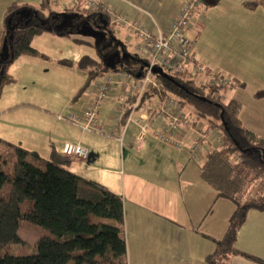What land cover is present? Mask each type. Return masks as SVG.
Here are the masks:
<instances>
[{
  "label": "crops",
  "instance_id": "obj_1",
  "mask_svg": "<svg viewBox=\"0 0 264 264\" xmlns=\"http://www.w3.org/2000/svg\"><path fill=\"white\" fill-rule=\"evenodd\" d=\"M13 1L32 5L40 2L0 0V38L3 12ZM96 1L129 15L135 22L149 23L153 31H164L185 0ZM249 1L253 0H218L214 6L192 17L186 36L195 43L193 61L209 70V75L218 73L243 82L250 73L260 77L261 82H252L247 91L226 88L222 95L224 100L233 98L240 102L239 118L243 125L264 137V96L254 97L257 89H264V7L248 8L245 3ZM128 30L137 35L130 27ZM189 32L193 34L188 36ZM60 40L61 36L50 32L35 35L31 45L48 58L20 55L10 65L9 72L16 80L5 85L0 95V138L35 150L45 159L53 150L61 152L66 140L88 146L90 157L86 161L70 158L68 166L74 173L104 185L122 198L127 264H207L205 257L214 249L210 237L219 238L223 234L234 205L216 196V191L202 179L201 159L190 160L175 147L147 133L141 135L140 126L127 121L128 110L118 106L128 97L118 81L111 83L108 99L96 100L95 82L106 76H118L122 71L107 72L103 74L104 78H95L75 102L71 98L86 77H76L73 83L74 77L65 81L67 94L56 107L57 116L54 110L51 115L56 118V123L45 115V111H51L35 102L38 93L34 98V92L26 90L29 86L38 92L48 89L38 80L39 70L43 71L40 65L51 60L49 53L55 45L59 46ZM138 47L134 54L147 59V51L142 52ZM92 56L96 57L95 54ZM56 58L59 57L53 59ZM198 74L199 81L208 78L205 73ZM32 75L36 78L29 80ZM152 91L143 95L134 116L148 114L151 107L160 104L163 98ZM93 103L97 109V129L83 130L60 117L69 111H86ZM188 111L187 108L184 112L187 114ZM163 122L162 117L153 116L147 131L151 127H160ZM184 129V133L174 134L173 138L189 146L194 135L187 126ZM6 142H0V153L8 152L12 157V148ZM202 144L204 155L210 146L204 141ZM235 246L264 259V211L252 209L247 212L237 232ZM228 264L260 263L234 254Z\"/></svg>",
  "mask_w": 264,
  "mask_h": 264
},
{
  "label": "trees",
  "instance_id": "obj_2",
  "mask_svg": "<svg viewBox=\"0 0 264 264\" xmlns=\"http://www.w3.org/2000/svg\"><path fill=\"white\" fill-rule=\"evenodd\" d=\"M192 16L214 6L218 0H197ZM248 8L264 7V0L245 3ZM80 15L75 26L72 15ZM89 18L101 20L107 35L98 43L74 37L78 43L91 44L98 59L83 55L77 67L85 73V82L71 98L75 102L89 82L109 70L108 57L120 53L117 66L111 71H126L138 76L146 59L126 52L116 36L121 24L112 23L103 7L88 8L82 2L59 8L53 0H40L37 5L13 1L2 17L0 38V95L5 85L15 82L10 65L20 55L48 58L31 45L35 35L50 32L70 37L80 33ZM68 22L65 24V22ZM126 26V25H122ZM72 65L66 58L57 60ZM209 70L205 76H209ZM218 74V73H217ZM198 73H173L156 68L159 81L155 93L160 98H176L189 111L187 115L200 122L202 141L213 132L221 134V145L207 148L199 163L202 179L216 196L233 203L227 226L219 238H212L214 249L207 264H228L234 254L264 264V259L240 251L235 246L237 232L249 210L264 211V137L248 130L239 118L240 102L224 100L222 90L243 87L245 82L231 79L229 85L208 84L198 80ZM264 96L259 88L254 97ZM0 142H6L0 138ZM12 148V163L8 166L0 153V264H127L122 198L104 185L78 175L69 169V160L61 152L52 151L49 158L37 151L6 142ZM43 165V166H42ZM7 190L4 191V187ZM20 219L28 220L45 231L36 242V252L15 255L8 245L21 242L18 235Z\"/></svg>",
  "mask_w": 264,
  "mask_h": 264
},
{
  "label": "built area",
  "instance_id": "obj_3",
  "mask_svg": "<svg viewBox=\"0 0 264 264\" xmlns=\"http://www.w3.org/2000/svg\"><path fill=\"white\" fill-rule=\"evenodd\" d=\"M197 0H185L177 13L172 19L168 29L152 30V26L145 21H133L129 15L118 12L114 7L100 3L96 0H72L71 4L82 2L88 8L96 9L100 6L106 11L110 22L130 27L137 33L142 40V46L139 49L147 51V59L144 69L138 76L123 71L118 76H106L102 81H96L94 91L96 100L102 101L110 97V85L118 81L125 89L124 95L128 97L126 102L120 103L119 108L127 109V121H133L140 126V133L151 135L161 142L173 146L182 152L190 160L202 159L204 146L202 134L200 131L201 123L196 122L193 117H189L182 109L181 103L173 97L164 98L160 104L149 109L148 114L134 116L143 95L148 90L159 89L160 83L154 78L156 68L173 73H204L206 70L200 64L193 61L194 40L186 36V31L191 27L192 11L196 7ZM59 0H53L54 5L58 7ZM208 84L226 86L231 79L217 74L210 73L206 78ZM203 80L199 81L202 82ZM152 91V92H153ZM160 116L164 119L163 124L159 127H151L147 131V125L150 124L153 116ZM61 118L77 124L83 130L97 129V109L93 103L86 111L77 112L69 111ZM184 126L191 129L194 141L189 146H184L177 142L174 134L184 133ZM204 142L211 148L221 145V134L213 132L204 136ZM91 149L78 141L66 140L61 147V154L66 157L75 158L80 161H86L90 157Z\"/></svg>",
  "mask_w": 264,
  "mask_h": 264
},
{
  "label": "rangeland",
  "instance_id": "obj_4",
  "mask_svg": "<svg viewBox=\"0 0 264 264\" xmlns=\"http://www.w3.org/2000/svg\"><path fill=\"white\" fill-rule=\"evenodd\" d=\"M58 5L59 8H62L63 6H70L71 2H67L66 0H59ZM80 15L74 13L72 15L70 21L71 26H75V24L79 21ZM68 23L67 21L65 24ZM102 24L101 20H94L90 19L85 22V25L82 27L80 33L77 35H73L70 37H62L59 42V46L55 45L51 53V60L47 62H43L40 65V68L43 69L42 72L39 70V76L40 78L38 80H41L42 83L48 87L47 90H42L41 92H38L36 90H32V88L29 86L27 87L28 93L34 92V98L37 96V102L38 106L41 108L47 107L51 112L45 111L46 117H49V119L52 121V123H56L55 119L51 117L54 114L57 116V109L56 108L63 100L65 95L67 94L66 87L67 85H64L65 81H71L72 77H74L72 83L76 80V77L83 78L85 73L82 69L77 67V61L80 59L83 55H88L90 57H93L92 55L95 54V49L91 44L87 43H78L74 41V37L85 39L92 43H98V38L101 37V35H107L106 30L96 27L100 26ZM198 25V24H196ZM117 28H122L120 30L116 31V35L121 39L123 42L126 52L130 54L136 53L138 50L136 49L137 46H139L142 42L141 38L137 35H134L129 32L128 26H122L119 25ZM116 28V29H117ZM193 31V30H192ZM188 36H191L193 33L189 32L187 33ZM195 44V43H194ZM54 57H59L56 59H53ZM120 53L119 51L108 57L107 61L109 62V70L108 72H111V69L113 66H117V62L119 61ZM60 58H66L73 62L72 65H63L57 62ZM53 59V60H52ZM96 59H98L96 57ZM39 68V67H38ZM249 68V65L247 66ZM248 70V69H247ZM249 72V71H248ZM107 74V73H106ZM109 74V73H108ZM103 76V75H102ZM249 77H247L246 81L247 84L243 87H234L237 88L238 91H247L250 87L249 85L252 84V82H261V79L259 76L254 74H249ZM36 78V76L32 75L31 78ZM105 76L101 77L104 78ZM100 79V78H99ZM101 81V80H100ZM264 82V81H263ZM44 87V86H43ZM233 89V88H232ZM70 90V89H69ZM26 92V91H25ZM187 110V107L184 109V111ZM55 116V117H56ZM63 120L69 121L66 118ZM71 122V121H70ZM4 158L7 160L8 166L10 163H12V157L9 156L8 152L4 153ZM43 166V165H42ZM7 190V186L4 187V191ZM44 229L37 224H34L28 220L20 219L19 226H18V235L21 238V242L19 243H13L8 245L7 250L15 255H30L34 254L36 252V242L38 237L44 233ZM71 264V263H68Z\"/></svg>",
  "mask_w": 264,
  "mask_h": 264
}]
</instances>
